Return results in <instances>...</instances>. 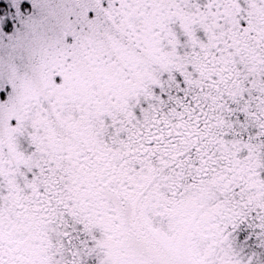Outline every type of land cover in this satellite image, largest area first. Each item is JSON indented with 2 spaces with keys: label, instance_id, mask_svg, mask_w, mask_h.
I'll list each match as a JSON object with an SVG mask.
<instances>
[{
  "label": "snow or ice",
  "instance_id": "6c2138e0",
  "mask_svg": "<svg viewBox=\"0 0 264 264\" xmlns=\"http://www.w3.org/2000/svg\"><path fill=\"white\" fill-rule=\"evenodd\" d=\"M0 264H264V0H0Z\"/></svg>",
  "mask_w": 264,
  "mask_h": 264
}]
</instances>
